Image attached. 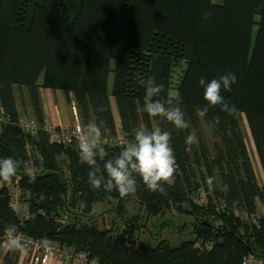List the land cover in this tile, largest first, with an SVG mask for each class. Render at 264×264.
<instances>
[{
    "label": "trees",
    "instance_id": "obj_1",
    "mask_svg": "<svg viewBox=\"0 0 264 264\" xmlns=\"http://www.w3.org/2000/svg\"><path fill=\"white\" fill-rule=\"evenodd\" d=\"M176 61L185 64L176 88L189 124L184 130L142 111L140 80L154 77L163 87L160 98L170 99ZM228 72L237 82L222 95L237 113L228 116L216 107L199 117L196 109L206 102L198 80ZM40 90L63 93L81 127L98 124L102 138L118 136L111 100L126 144L141 125L169 131L175 184L154 193L138 178L137 191L125 200L115 191L91 190L77 142H53L44 130ZM0 112L8 117L0 124V159L21 165L11 184L0 181V255L5 228L15 225L29 237L86 253L97 264H242L248 257L264 264V216L257 217L264 182H257L242 127L243 121L264 181V0H223L220 6L211 0H0ZM24 114L36 124L32 133L14 123ZM217 115L220 123L212 128ZM191 133L198 143L189 146ZM102 147L107 158L122 149ZM28 162L35 182L24 169ZM208 177H214L211 189ZM13 185L29 208L23 221L8 206L7 187ZM199 196L203 205L195 204ZM95 203L109 208L93 213ZM134 205L147 218L170 211L191 217L190 238L176 247L158 238L150 247L133 238L136 224L125 234L97 224L106 212L136 222L137 215H129ZM67 217L72 220L64 223ZM19 253L7 250L0 264H18Z\"/></svg>",
    "mask_w": 264,
    "mask_h": 264
},
{
    "label": "clouds",
    "instance_id": "obj_2",
    "mask_svg": "<svg viewBox=\"0 0 264 264\" xmlns=\"http://www.w3.org/2000/svg\"><path fill=\"white\" fill-rule=\"evenodd\" d=\"M236 82L237 77L232 72L211 81L200 78L198 84L204 89L203 98L206 103L196 109L197 115L204 118L211 108L219 107L221 113L235 116L237 108L225 99L222 91H231ZM140 83L145 86L143 112L149 117L167 121L178 130L189 127L180 107L182 100L178 95L162 100L160 96L163 87L156 83L154 77L146 81L140 80ZM219 123L220 116L217 115L210 127L215 128ZM133 134V139L122 147L118 155L107 158V153L102 147V128L98 124L89 122L76 129L78 157L89 168L88 184L91 190H103L105 193L115 191L125 200L137 191L138 178L148 191L154 193H163L165 185L171 187L175 184L177 163L171 146V133L159 127L149 129L141 125L133 130ZM185 143L189 146L197 144V136L194 133L189 134ZM20 166V163L11 157L0 159V181L11 184ZM24 169L30 177V182H35L31 162L24 164ZM206 183L211 189L214 177H208ZM80 207H86V204L81 201ZM5 232L8 237V250L21 253L27 251L24 237L15 225H8ZM41 245L46 252L51 248V242L48 240L41 241Z\"/></svg>",
    "mask_w": 264,
    "mask_h": 264
},
{
    "label": "built area",
    "instance_id": "obj_3",
    "mask_svg": "<svg viewBox=\"0 0 264 264\" xmlns=\"http://www.w3.org/2000/svg\"><path fill=\"white\" fill-rule=\"evenodd\" d=\"M70 112L72 117L75 120V123L72 127H63L57 131L52 125L45 124L44 130L47 131L50 135V139L53 142H66L70 139L76 140V129L81 127L80 123L78 122V111L74 106L70 107ZM8 117L5 116L2 112H0V124L7 121ZM14 123L24 132L32 133L35 130L36 124L31 119H23L18 118L14 120ZM78 143V142H77ZM117 146L122 148L126 145L122 137H117L116 139H108L102 138V146ZM7 197H8V206L13 214L20 220L23 221L28 218L29 216V208L28 206L23 203V199L21 198V192L16 185L7 187ZM195 204L203 205L204 198L203 196H199L195 200ZM264 216V207H261L258 216ZM20 233V232H19ZM22 236L24 237V242L27 245V252L30 253L31 258L34 264H46L52 258H66L70 264H97L95 260H90L86 253L75 251L71 248H63L59 247L57 243L51 242V248L49 251H45L41 245V241L47 240L46 238H32L23 233ZM7 233L2 237L1 240V248L5 251L8 250L7 248ZM49 241V240H48ZM199 247V245H196ZM209 248V247H207ZM242 264H261L259 261L254 259L253 257L246 258Z\"/></svg>",
    "mask_w": 264,
    "mask_h": 264
},
{
    "label": "rangeland",
    "instance_id": "obj_4",
    "mask_svg": "<svg viewBox=\"0 0 264 264\" xmlns=\"http://www.w3.org/2000/svg\"><path fill=\"white\" fill-rule=\"evenodd\" d=\"M213 2L215 4H218L217 6H220L223 4V0H213ZM258 20H259L258 17H256V21H258ZM255 32H256V28L253 29V34H255ZM82 52H83V43L81 42L79 44V50H78V57L79 58H81ZM184 69H185V64L183 61H176L174 63L172 80H171V88L169 89V92H168V95L171 98H174L177 94V91H176L177 84L180 81V78L183 74ZM79 75L80 74L78 72H75L74 79H73V85L78 84ZM111 80H112V78L109 79L108 89H110ZM15 96L17 97L18 95L15 94ZM111 104H112V109L116 115L117 112H116V109H115V106H114V103L112 100H111ZM26 114L20 115V117H22L25 120L29 117ZM242 123H243L242 127L244 129L245 134H246V145H247L251 165L253 167V170H254L255 176L257 178L258 184L260 186H263L264 181H263V177H262V174L260 171V167H259L257 159L255 157L252 144L249 141L250 138L248 139V134H247V130L245 128V124L243 121H242ZM203 130L206 132L205 127H203ZM23 203H25L24 200H23ZM108 208H109V206L104 205L102 203H95L93 206V211H95L94 213H100L102 211H106ZM258 210H260L259 205H258ZM104 214L110 215V213H107V212L103 213V215ZM129 215H130V217L137 215V218H138L136 222H134V221L130 222V221L126 220L127 226H130V224H136L135 227L133 226L134 227L133 238L137 239L140 243H142L146 246H150V247L156 246V244L158 242L157 241L158 238H161V239L167 240L171 246L176 247L181 242L190 238L189 235H187V236H185V235L190 230L191 225L193 223V219L191 217H188L185 215H179V214L175 213L174 211H170V212L164 213L163 215L147 218L146 215L142 211L139 210L137 205H134L132 207ZM71 220H72L71 217H67L66 219H64V223L70 222ZM110 222H112V220ZM101 223L102 224L105 223L104 219H102ZM113 225L114 224H112V226ZM130 227H131L130 228V230H131L133 227L132 226H130ZM176 227L178 230L181 231L182 234H179L176 231ZM124 233H126V232H124Z\"/></svg>",
    "mask_w": 264,
    "mask_h": 264
},
{
    "label": "crops",
    "instance_id": "obj_5",
    "mask_svg": "<svg viewBox=\"0 0 264 264\" xmlns=\"http://www.w3.org/2000/svg\"><path fill=\"white\" fill-rule=\"evenodd\" d=\"M211 2L214 5H218V4H215L213 2V0H211ZM77 85H73V86L77 87ZM40 98H41V103H42V107H43L44 122L46 124L52 125L55 129H57V128L60 129V128L74 124L75 120L71 115L70 105L68 103H66L63 93L58 92V91L52 92V91H48V90H40ZM26 102H27V99H26V96H24L23 97V105L25 107L26 113L28 114L29 113V107H27ZM17 104H18V107L20 109L21 102H20L19 98H17ZM113 114L115 116L117 135L119 134L117 137L119 138V137H121L119 122H118V118L115 115L114 111H113ZM94 212L95 211H93V213ZM129 213H130V211H129ZM110 215L109 214L108 215L102 214V216H99L97 218L96 221H97V224L99 225V227L110 228V227H112V224H114L113 227H115V228L117 227V230L119 232L122 231L121 233L125 234L124 232H127V224H126L127 219L126 220L123 219V221L121 222L120 219L115 218L113 214L110 213ZM102 219H104V221H105V223H103V224L101 223ZM111 220H112V222H110ZM1 251H2V253L6 252L3 249H1ZM2 253L0 255V263H1V259H2ZM18 264H34L30 253L27 251L24 253L20 252ZM46 264H70V262L66 258L62 257L59 259L52 258Z\"/></svg>",
    "mask_w": 264,
    "mask_h": 264
}]
</instances>
